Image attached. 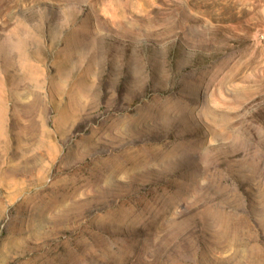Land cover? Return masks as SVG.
Returning a JSON list of instances; mask_svg holds the SVG:
<instances>
[{
	"label": "rangeland",
	"instance_id": "rangeland-1",
	"mask_svg": "<svg viewBox=\"0 0 264 264\" xmlns=\"http://www.w3.org/2000/svg\"><path fill=\"white\" fill-rule=\"evenodd\" d=\"M0 264H264V0H0Z\"/></svg>",
	"mask_w": 264,
	"mask_h": 264
}]
</instances>
